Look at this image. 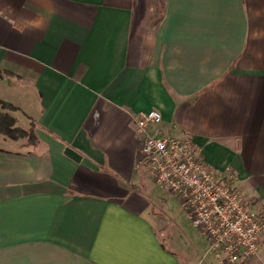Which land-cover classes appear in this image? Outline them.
Here are the masks:
<instances>
[{
    "label": "crops",
    "instance_id": "crops-1",
    "mask_svg": "<svg viewBox=\"0 0 264 264\" xmlns=\"http://www.w3.org/2000/svg\"><path fill=\"white\" fill-rule=\"evenodd\" d=\"M0 102L34 134H0V264H217L139 164L153 108L264 210V0H0Z\"/></svg>",
    "mask_w": 264,
    "mask_h": 264
},
{
    "label": "built area",
    "instance_id": "built-area-1",
    "mask_svg": "<svg viewBox=\"0 0 264 264\" xmlns=\"http://www.w3.org/2000/svg\"><path fill=\"white\" fill-rule=\"evenodd\" d=\"M162 121L155 108L137 114L139 164L150 170L158 187L181 200L193 227L206 237L203 259L210 254L217 264H247L263 247L264 210L234 185L231 172L212 170L190 141L165 134Z\"/></svg>",
    "mask_w": 264,
    "mask_h": 264
},
{
    "label": "rangeland",
    "instance_id": "rangeland-1",
    "mask_svg": "<svg viewBox=\"0 0 264 264\" xmlns=\"http://www.w3.org/2000/svg\"><path fill=\"white\" fill-rule=\"evenodd\" d=\"M165 209L166 213L164 216L169 224L168 228L173 237L178 236V232L179 235L183 232L198 234L189 220L187 211L182 207L181 201L178 198L174 197Z\"/></svg>",
    "mask_w": 264,
    "mask_h": 264
},
{
    "label": "trees",
    "instance_id": "trees-1",
    "mask_svg": "<svg viewBox=\"0 0 264 264\" xmlns=\"http://www.w3.org/2000/svg\"><path fill=\"white\" fill-rule=\"evenodd\" d=\"M2 106L9 109H16L13 105L0 102ZM0 134H5L11 138H19L28 136L29 140H34L32 131H26L21 127L15 126V119L9 114L0 113Z\"/></svg>",
    "mask_w": 264,
    "mask_h": 264
},
{
    "label": "water",
    "instance_id": "water-1",
    "mask_svg": "<svg viewBox=\"0 0 264 264\" xmlns=\"http://www.w3.org/2000/svg\"><path fill=\"white\" fill-rule=\"evenodd\" d=\"M64 153L77 162L81 160V155L75 149L69 146L65 148Z\"/></svg>",
    "mask_w": 264,
    "mask_h": 264
}]
</instances>
